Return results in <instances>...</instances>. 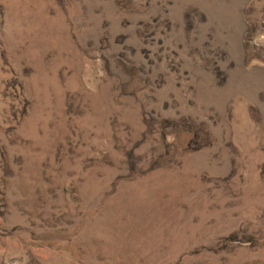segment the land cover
I'll use <instances>...</instances> for the list:
<instances>
[{
  "label": "rangeland",
  "instance_id": "rangeland-1",
  "mask_svg": "<svg viewBox=\"0 0 264 264\" xmlns=\"http://www.w3.org/2000/svg\"><path fill=\"white\" fill-rule=\"evenodd\" d=\"M0 264H264V0H0Z\"/></svg>",
  "mask_w": 264,
  "mask_h": 264
}]
</instances>
